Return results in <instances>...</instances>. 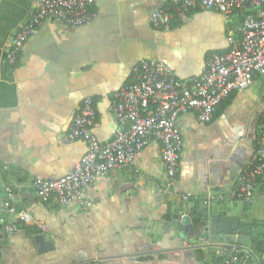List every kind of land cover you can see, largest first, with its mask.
<instances>
[{
	"label": "crops",
	"instance_id": "obj_1",
	"mask_svg": "<svg viewBox=\"0 0 264 264\" xmlns=\"http://www.w3.org/2000/svg\"><path fill=\"white\" fill-rule=\"evenodd\" d=\"M35 1L0 0V231L17 222L2 212L3 203L32 216L30 224L16 223L13 234L3 235L0 264H206L210 251L219 255L222 249L191 247L214 239L183 240L165 233L162 221L174 214L197 219L207 210L238 221L239 229L244 221L251 223L248 229H264V176L252 205L205 199L228 196L254 153L264 115L261 77L231 93L208 124H199L194 112L178 117L182 147L175 195L163 191L160 145L153 141L130 167L91 183L85 206L40 201L34 180L68 175L87 151L82 140L65 141L85 99L96 110L92 133L98 142H109L124 128L110 106L131 81L135 64L162 62L188 83L202 73L210 55L228 51V37H239L242 20L228 24L218 12L191 11L186 21L162 30L149 22L163 7L161 0H94V17L84 26L45 20L11 67L6 51ZM232 239L244 242L232 232L224 243Z\"/></svg>",
	"mask_w": 264,
	"mask_h": 264
},
{
	"label": "built area",
	"instance_id": "obj_2",
	"mask_svg": "<svg viewBox=\"0 0 264 264\" xmlns=\"http://www.w3.org/2000/svg\"><path fill=\"white\" fill-rule=\"evenodd\" d=\"M163 7L154 11L149 22L157 29L170 30V22L186 21L191 11H215L228 24L241 19L239 37H228L229 49L208 58L202 73L188 83L179 81L171 69L156 60H142L132 67V79L117 94L110 112L124 127L106 143H100L92 133L96 110L91 99H85L74 116L66 142L82 140L87 151L68 175L52 181L34 180L33 190L42 202H55L59 207L71 203L85 206V191L94 181L109 171L130 167L136 157L153 141L160 145L164 167V192L175 195L176 173L180 160L182 137L177 126L181 114L196 113L199 124L213 120L217 107L231 93L249 88L255 77L264 81V0H161ZM94 0H36L35 10L14 33L6 51V61L15 66L20 51L47 19L66 27H81L89 23L94 13ZM264 176V115L259 121V135L253 155L246 161L234 188L228 196L209 194L207 201L244 205L254 204L257 181ZM9 192V191H8ZM188 200L189 196H184ZM1 210L21 224H30L29 210H16L3 203ZM6 224L0 231L13 234L17 224ZM43 229V225L39 224ZM223 264H249L248 256L222 249ZM90 264H98L93 261ZM206 264H212L207 262Z\"/></svg>",
	"mask_w": 264,
	"mask_h": 264
},
{
	"label": "water",
	"instance_id": "obj_3",
	"mask_svg": "<svg viewBox=\"0 0 264 264\" xmlns=\"http://www.w3.org/2000/svg\"><path fill=\"white\" fill-rule=\"evenodd\" d=\"M225 214V213H224ZM197 219H192L189 215L174 214L167 221H162L165 227V233H173L174 236H179L183 240H191L192 242L210 241L215 242L211 245H195L191 248H208L215 247L220 249L242 250L251 254L256 264H259L256 257L248 248L237 246L230 243H224V237L232 232L239 230V222L231 219L220 218L219 215H214L209 211H204L203 214H198Z\"/></svg>",
	"mask_w": 264,
	"mask_h": 264
},
{
	"label": "trees",
	"instance_id": "obj_4",
	"mask_svg": "<svg viewBox=\"0 0 264 264\" xmlns=\"http://www.w3.org/2000/svg\"><path fill=\"white\" fill-rule=\"evenodd\" d=\"M180 21L172 20L170 22V29L173 28V26H176L179 24ZM251 223H247L244 221L242 223L241 228L237 231L239 237L243 239L244 242L234 243V240H230L231 244L237 245V246H247L251 253L256 257L259 264H264V229L257 225H252L251 229H248ZM244 243V244H243ZM229 252H238L239 255L248 256L250 262L249 264H256L255 260L252 258L251 254L244 252L242 250H230ZM211 254L207 256L208 260H206L205 263L211 262L212 264H223V258L216 254L214 250L210 251Z\"/></svg>",
	"mask_w": 264,
	"mask_h": 264
},
{
	"label": "rangeland",
	"instance_id": "obj_5",
	"mask_svg": "<svg viewBox=\"0 0 264 264\" xmlns=\"http://www.w3.org/2000/svg\"><path fill=\"white\" fill-rule=\"evenodd\" d=\"M263 210H264V207H262V212H264ZM261 229H262V227H261Z\"/></svg>",
	"mask_w": 264,
	"mask_h": 264
}]
</instances>
